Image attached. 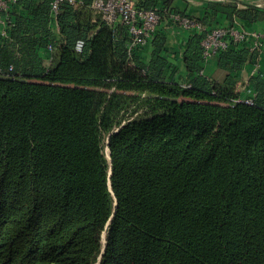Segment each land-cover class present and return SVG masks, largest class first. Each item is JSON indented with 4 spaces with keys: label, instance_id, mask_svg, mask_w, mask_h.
<instances>
[{
    "label": "trees",
    "instance_id": "obj_1",
    "mask_svg": "<svg viewBox=\"0 0 264 264\" xmlns=\"http://www.w3.org/2000/svg\"><path fill=\"white\" fill-rule=\"evenodd\" d=\"M205 1L208 13L190 16L205 30L187 32L183 81L166 75L164 20L144 59L91 0L60 2L54 18L52 0L10 7L0 264H264V79L249 78L252 105L234 101L235 74L258 52L250 41L219 51L217 80L202 73L200 43L220 16L260 21L264 7ZM168 2L136 6L177 12Z\"/></svg>",
    "mask_w": 264,
    "mask_h": 264
},
{
    "label": "built area",
    "instance_id": "obj_2",
    "mask_svg": "<svg viewBox=\"0 0 264 264\" xmlns=\"http://www.w3.org/2000/svg\"><path fill=\"white\" fill-rule=\"evenodd\" d=\"M63 1L74 6L83 3L82 0H52L50 7L52 18L56 16L58 6ZM16 2L17 0H0V40L8 35L7 28L11 23L8 11ZM90 7L107 25L115 27L118 24H123L127 27L132 36L130 50L148 44L162 20L168 21L186 32L205 30L204 26L194 18L174 12L169 6H163L161 9L158 7L144 9L138 8L135 0H91ZM245 41H250L251 50L257 51L258 54L264 53V32H250L236 25L213 27L205 32L200 41L202 59L205 63L214 58L219 51L228 48L230 44H239ZM48 50H51V45H48ZM12 70V66L7 70L0 68V76H9ZM183 85L189 86L184 83ZM253 95L252 89H249L246 95H239L234 101L252 105L254 103Z\"/></svg>",
    "mask_w": 264,
    "mask_h": 264
},
{
    "label": "crops",
    "instance_id": "obj_3",
    "mask_svg": "<svg viewBox=\"0 0 264 264\" xmlns=\"http://www.w3.org/2000/svg\"><path fill=\"white\" fill-rule=\"evenodd\" d=\"M136 1V0H135ZM168 4L177 12L181 14L201 17L208 13L205 0H168ZM246 4H253L256 6L264 7V0H240ZM21 11L18 8V12ZM219 25L229 24L223 16L217 19ZM234 24L242 29L250 32L262 31L264 32V19L260 21H248L243 19H235ZM51 29L57 32L58 27L55 21L51 22ZM162 32L166 36V42L162 51L164 57L167 58L171 66L167 69L166 75L174 78L175 80L183 81L186 76V70L182 59V51L186 46L188 33L178 27L172 25L170 22L165 21L162 23ZM144 47V46H143ZM152 48L150 45H145L141 50V55L144 59L151 56ZM255 63L247 62L241 70L235 74L237 80V90L239 95H246L249 89V78L253 75H260L264 79V53L258 54ZM216 57L210 59L203 64L202 73L208 77L217 80L222 79L224 72L217 68Z\"/></svg>",
    "mask_w": 264,
    "mask_h": 264
},
{
    "label": "water",
    "instance_id": "obj_4",
    "mask_svg": "<svg viewBox=\"0 0 264 264\" xmlns=\"http://www.w3.org/2000/svg\"><path fill=\"white\" fill-rule=\"evenodd\" d=\"M248 5H251V6H256V5H253V4H248ZM108 150V149H107ZM108 158H109V152H108V155H106ZM96 264H99V262L98 263H96Z\"/></svg>",
    "mask_w": 264,
    "mask_h": 264
},
{
    "label": "rangeland",
    "instance_id": "obj_5",
    "mask_svg": "<svg viewBox=\"0 0 264 264\" xmlns=\"http://www.w3.org/2000/svg\"><path fill=\"white\" fill-rule=\"evenodd\" d=\"M255 1H257V0H255Z\"/></svg>",
    "mask_w": 264,
    "mask_h": 264
}]
</instances>
